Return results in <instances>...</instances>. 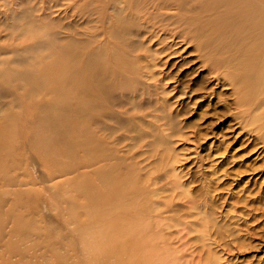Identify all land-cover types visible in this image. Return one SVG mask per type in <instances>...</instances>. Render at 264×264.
<instances>
[{"label":"rangeland","instance_id":"374dc122","mask_svg":"<svg viewBox=\"0 0 264 264\" xmlns=\"http://www.w3.org/2000/svg\"><path fill=\"white\" fill-rule=\"evenodd\" d=\"M227 1L180 2L209 48L225 58L241 45V58L249 27L239 31L244 18L225 12L239 0ZM124 2L0 0V264H264L262 130L229 81L201 66L204 36L143 40L139 15L175 6ZM253 7L256 35L264 0ZM167 42L178 52H160ZM86 61L96 71L79 100ZM80 116L124 157L99 204L104 161L79 144Z\"/></svg>","mask_w":264,"mask_h":264},{"label":"bare ground","instance_id":"6f19581e","mask_svg":"<svg viewBox=\"0 0 264 264\" xmlns=\"http://www.w3.org/2000/svg\"><path fill=\"white\" fill-rule=\"evenodd\" d=\"M180 1L172 0L169 3L168 0H163V5L167 4V5H170V7L175 6L176 10L179 11L178 14L174 12L171 13L169 11L163 12V9L161 8L162 6L156 7L155 5L159 6V4L154 3L153 9L155 10L153 12H150L148 15H145V16H142L141 14L139 15L138 18H144L148 22L146 24H140L144 26L143 40L145 41L152 40L156 38V36L160 37V34L158 35L157 31H162L164 35L161 38L157 37L158 40L160 39V42H163L164 40L166 42V38H168L167 35L169 34L171 37L182 38L186 41L187 40L189 41V39L195 40L200 35L204 36L202 38H199L195 45L196 49L201 53L199 55L202 58L201 66L209 67L211 71H213L214 73L213 77L216 80H224L226 78L225 80L227 82L229 81V84L232 85L233 89L236 92V103L238 107L241 108L240 110L244 112V114H252L251 116L253 119V124H255L254 127L259 130H262V134L264 138V29L261 30L260 32H257L256 35H254V7H253L254 0H250L249 2H246V4H248L246 7L241 3L243 2L242 0L236 1L232 7H231V4H233V2L228 3L230 4L231 8L225 11L227 13H234L244 18L243 23L241 22L242 19H240L241 24L238 22L240 24V26L238 25L240 28L239 31L241 29L244 30L246 27H249L248 31L245 32L246 36L243 39V44L248 45L247 47L248 52L246 56H243L241 58H239L235 53L236 50H239L241 48V45H238L237 47H234L233 45L234 41L237 39V36L241 35V33L238 32L237 34H234V38L231 43V45H233V51L226 52L225 53L226 57L224 58V56L220 54V51H221L220 47L216 46L215 48H213L210 46L211 48H209L207 46L206 40L208 37H206L205 35L209 34L210 32L208 30L207 31L204 30L203 24L199 23V25L190 27L189 22L186 20L187 17H185V15L183 14V12L186 10H184ZM227 2H225V4H227ZM118 5H119V7L117 8L118 11H122L123 9L127 8L124 0H119ZM243 6H244V9H243ZM201 7L204 9L203 5H199L200 10H202ZM232 10H236L237 12L232 11ZM208 12L210 11L208 10ZM204 13L206 14V12ZM218 16L219 17L215 16L216 23L221 20L222 14L219 13ZM235 19L236 18L234 17V20ZM181 21L182 23L180 24L179 22ZM236 22H233V23H236ZM216 23H214V25ZM185 24L187 25L184 26ZM201 45H203V47ZM160 49H161L160 52L162 53L169 52V51H170L169 54L178 52V48H176V50H173V48H171V44L168 42H167V45H165L163 48H160ZM155 52H159L158 48H155ZM228 58H231V60H229ZM221 62H222V65H220ZM148 63L147 65L150 64ZM94 64H95L94 62L86 61L85 65H82L79 67L78 74L80 75L81 73L82 74L84 73L82 76V79H79L82 82L80 88L78 89V91H74L75 93L78 92L79 100H84L85 99L84 96L88 97V95H85V93L88 91L91 92L89 90L91 86H88V83L85 77V72L86 71H96ZM135 69L137 70V68L134 66L132 70L134 71ZM150 72L152 73L151 70ZM139 73L141 74V72ZM144 74L146 76L149 75V73H147L145 70H144ZM144 74L142 73V75ZM154 75H155V78H157L156 74ZM90 95H92V93H90ZM85 106L86 105L83 103V105H81V108L86 109ZM69 109H71V107H66L65 110H69ZM83 117L80 116L81 125L79 128V132L81 135V138H80L81 140L79 144L80 145L82 144L83 146L85 145L82 148L85 151L88 150L89 148L90 150L89 156H92L93 160L95 159L97 164H100L101 161H104V164H100L94 171L97 176L101 177L100 179H98V182L96 185L98 186V192L95 193V199L97 200L96 204H99V200L102 202H106V199H109V197L110 198L112 197L110 190H113L114 193L117 191L116 188L118 186V181H117L118 175L115 173L116 169H115L113 160L122 159L124 157L121 155H118L117 151L115 150L113 152V150L109 147L108 144H105L103 143V141L96 138L92 132L90 133V131H88V129L86 130L85 127L83 126L85 122H82L81 120V118ZM117 144H119V142ZM104 186L106 190L104 189Z\"/></svg>","mask_w":264,"mask_h":264}]
</instances>
